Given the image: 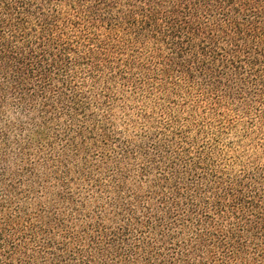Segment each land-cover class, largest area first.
<instances>
[{
  "label": "trees",
  "instance_id": "1",
  "mask_svg": "<svg viewBox=\"0 0 264 264\" xmlns=\"http://www.w3.org/2000/svg\"><path fill=\"white\" fill-rule=\"evenodd\" d=\"M130 99L163 122L126 138ZM218 110L264 153V0H0V264H264Z\"/></svg>",
  "mask_w": 264,
  "mask_h": 264
},
{
  "label": "rangeland",
  "instance_id": "2",
  "mask_svg": "<svg viewBox=\"0 0 264 264\" xmlns=\"http://www.w3.org/2000/svg\"><path fill=\"white\" fill-rule=\"evenodd\" d=\"M145 99L141 104L136 105V110L132 108L134 106L133 101L130 99L128 107L123 109L119 105V109L115 110L116 117V128L119 131H123L122 135L126 138H132L134 132L140 133L143 127L146 126L145 115L150 114L152 119L154 118L162 121L161 110H145L143 106ZM219 113L224 116L225 127H235L234 132L221 134V142L219 145V150L221 151L223 158L232 159L234 155L241 153V158L245 160L246 154L252 157H264L263 150L256 148L254 145L257 142L253 138L239 137L241 132H244V128L248 125L249 121L255 118V110H218ZM198 114H203L204 110H196ZM212 128V127H211ZM241 131V132H240ZM236 132H240L239 135ZM244 147V152H243ZM245 147H248V153L245 154ZM97 159V157H96ZM99 159V157H98ZM100 173V172H99ZM100 177H103L102 175Z\"/></svg>",
  "mask_w": 264,
  "mask_h": 264
}]
</instances>
